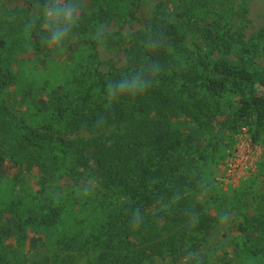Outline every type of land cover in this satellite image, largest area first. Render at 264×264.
<instances>
[{
  "label": "trees",
  "instance_id": "16d2710c",
  "mask_svg": "<svg viewBox=\"0 0 264 264\" xmlns=\"http://www.w3.org/2000/svg\"><path fill=\"white\" fill-rule=\"evenodd\" d=\"M23 1L20 23L6 34L0 23V264H264V194L230 258L206 248L255 185L249 177L224 201L213 187L240 135L264 148V27L250 41L232 32L234 0H157L145 28L123 39L124 67L106 74L99 47L122 43L107 27L118 9L139 20L140 0L81 6L62 59L41 44L42 28L28 35L34 0ZM19 45L44 56L18 61ZM137 73L146 92L109 101V83ZM27 174L39 182L21 186ZM33 244L51 253L26 257Z\"/></svg>",
  "mask_w": 264,
  "mask_h": 264
},
{
  "label": "rangeland",
  "instance_id": "374dc122",
  "mask_svg": "<svg viewBox=\"0 0 264 264\" xmlns=\"http://www.w3.org/2000/svg\"><path fill=\"white\" fill-rule=\"evenodd\" d=\"M167 2V0H162ZM81 6L89 8L90 0H80ZM28 5L23 0H0V23L3 24L4 30L2 34L9 31V23H20ZM162 9H165L164 7ZM158 10L157 0H140L139 8L136 13L139 20H128V11L118 9V21H113L107 27V30L116 34L121 44L115 46H100L98 49L100 69L108 74L113 70H118L125 65V48L126 41L129 36L138 29H144L149 20H151ZM246 10V11H245ZM33 10L30 11L32 13ZM24 13V14H23ZM127 17V18H126ZM231 23L232 32L242 34L245 41L256 39L259 32L264 27V0H234V10L232 12ZM50 49L53 57L64 58L66 51L61 48L53 47ZM13 53L15 59L24 61L43 57L32 46H14ZM11 106V104H9ZM11 110L16 116H21V110L13 108ZM264 148L259 145H253L248 133L239 136L237 150L235 155L228 160L217 172L216 181L213 187L217 190V194L223 198V201L232 196V191L238 187L243 181L249 177L255 178V185L249 200L242 210H227L220 215V219L215 225L212 233L208 238L207 249L220 258H230L234 247L241 242L242 236L237 231V227L243 219V214H250L259 210V194H264V170H259L260 164L264 162ZM238 163V166L235 164ZM16 174V170L14 171ZM34 174L23 175L20 179L21 186L27 187L39 180ZM72 181L69 178L60 180L58 186L65 189ZM82 183L92 187L93 191L103 199L104 191L98 184L92 180H82ZM56 184V185H57ZM34 186V185H33ZM35 187V186H34ZM216 194V195H217ZM108 202H112L113 206L118 205V200L114 195H108ZM212 206H215L212 204ZM28 258H37L40 255L51 253V249L42 247L39 244H33L26 248ZM74 264L81 261L79 256L73 258ZM168 260L162 261L158 259L156 263L150 264H168Z\"/></svg>",
  "mask_w": 264,
  "mask_h": 264
},
{
  "label": "clouds",
  "instance_id": "9594fccd",
  "mask_svg": "<svg viewBox=\"0 0 264 264\" xmlns=\"http://www.w3.org/2000/svg\"><path fill=\"white\" fill-rule=\"evenodd\" d=\"M80 7V0H43L42 3L41 0H34L33 12L26 23V28L29 29L28 35L39 26L46 33L41 37V44L55 43L59 48L61 41L71 39L76 34L81 21ZM157 71L155 67L152 69L153 74ZM148 87V81L142 79L139 73L134 76L124 75L114 86L109 83V101L117 93L143 95Z\"/></svg>",
  "mask_w": 264,
  "mask_h": 264
},
{
  "label": "built area",
  "instance_id": "2783aa9c",
  "mask_svg": "<svg viewBox=\"0 0 264 264\" xmlns=\"http://www.w3.org/2000/svg\"><path fill=\"white\" fill-rule=\"evenodd\" d=\"M247 133V132H246ZM244 134V133H243ZM235 166H238V163L235 164Z\"/></svg>",
  "mask_w": 264,
  "mask_h": 264
}]
</instances>
